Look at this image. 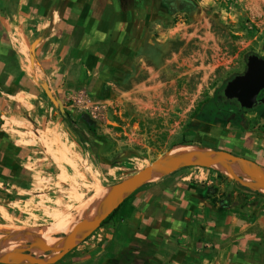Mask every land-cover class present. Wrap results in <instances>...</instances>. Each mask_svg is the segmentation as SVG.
<instances>
[{
    "label": "crops",
    "instance_id": "0c3cea01",
    "mask_svg": "<svg viewBox=\"0 0 264 264\" xmlns=\"http://www.w3.org/2000/svg\"><path fill=\"white\" fill-rule=\"evenodd\" d=\"M183 4L0 0V233L21 224L46 229L79 210L94 169L110 188L127 174L130 163L107 162L103 139L78 152L57 134L64 104L134 81L133 71L153 65L152 50L167 44ZM189 135L198 148L264 168V108L203 113ZM114 211L45 264H264V195L213 167H180L146 181Z\"/></svg>",
    "mask_w": 264,
    "mask_h": 264
},
{
    "label": "rangeland",
    "instance_id": "374dc122",
    "mask_svg": "<svg viewBox=\"0 0 264 264\" xmlns=\"http://www.w3.org/2000/svg\"><path fill=\"white\" fill-rule=\"evenodd\" d=\"M182 10L185 13L172 18L176 28L167 44L152 50L154 64H144L139 74L133 71L134 81L105 96L78 95L64 104V112L73 120H65V128H57L60 137L68 138L78 152L91 148V140L98 137L105 141L102 151L108 163L113 162V167H122L117 163L121 161L131 164L115 184L152 167L175 146H197L189 135L194 119L208 110L212 99L223 95L226 82L246 71L249 56L264 58V0H184ZM62 146L64 151L59 153L65 155L68 149L60 142ZM91 177L90 187H86L90 189L88 199L98 185H109L95 169ZM251 177L258 181L256 174ZM68 214L76 217L78 210ZM42 229L21 224L0 234ZM21 246V252L31 253V241H23ZM55 255L45 247L39 259L49 261ZM21 262L28 261L5 260Z\"/></svg>",
    "mask_w": 264,
    "mask_h": 264
},
{
    "label": "bare ground",
    "instance_id": "6f19581e",
    "mask_svg": "<svg viewBox=\"0 0 264 264\" xmlns=\"http://www.w3.org/2000/svg\"><path fill=\"white\" fill-rule=\"evenodd\" d=\"M170 157H173L178 161L192 163L200 161L206 157L218 158L219 155H212L207 150L198 148L194 145H178L172 149ZM212 167H217L219 172L231 178H240L246 186L264 193V183L261 180H258L255 183L254 178L251 177L250 168L243 162L232 161L214 165ZM258 170L262 176H264V168L260 167ZM159 176L160 174L150 175V181L158 178ZM112 194V188L98 185L94 196L82 204L76 217H71L70 215L66 216L52 227L42 230H36L28 233H17L16 235L0 234V258L5 256L7 253L19 252L21 250L23 251L21 248V242L23 241L32 242L30 251L37 258L43 257L45 247L54 249L56 254L66 250L70 245L69 235L73 232L77 225L81 222L95 223L105 217L113 205ZM128 194L129 190L123 189L117 196L116 203L122 201ZM89 231V229H86L77 232L75 234L73 246L81 244L89 234ZM57 235L64 237H53ZM45 259L49 258L47 257Z\"/></svg>",
    "mask_w": 264,
    "mask_h": 264
},
{
    "label": "water",
    "instance_id": "95a60500",
    "mask_svg": "<svg viewBox=\"0 0 264 264\" xmlns=\"http://www.w3.org/2000/svg\"><path fill=\"white\" fill-rule=\"evenodd\" d=\"M263 91H264V58H261L257 55H251L248 57L246 71L241 75L235 76L233 79L227 82L224 89V97L228 100H237V102L243 109L252 110L258 104L264 105V98L260 100L258 99L259 95ZM171 152L172 150L165 157L157 161L152 167H149L143 172L139 173L133 179L123 181L112 187L113 205L111 209L108 211V213L105 215V217L102 220L95 223L81 222V224L75 227L73 232L69 235V240H70L69 247L66 250L56 254L53 259L49 261L41 260L36 256H33L31 254L32 253L31 251H30L31 253L19 251V252L7 253L5 256L0 258V263H5L6 259L17 258L34 264H45L46 262H53L62 258L65 253H67L70 249L75 247L73 246V242H74L75 234L77 232L86 229H89L90 231L94 230L96 227L100 226L101 222L112 213L113 209H115L117 204L119 203V202L116 203L117 196L123 189H128L129 193H131L141 184L145 183L146 181H150L149 176L152 174H160L161 177L171 172L172 170L180 167H190V166L212 167L214 165L224 164L232 161H239V162H243L250 168L251 175H253V173L256 174L258 180H261L264 183V176H262V174L258 170L260 167L243 158L236 157L230 154L208 151L212 155H219V157L218 158L206 157L200 161L191 163V162L178 161L177 159L170 157ZM235 179L240 180L243 183V185H245L242 179L240 178H235ZM46 251L55 252L54 249L49 247H46ZM5 264H10V263H5Z\"/></svg>",
    "mask_w": 264,
    "mask_h": 264
},
{
    "label": "trees",
    "instance_id": "16d2710c",
    "mask_svg": "<svg viewBox=\"0 0 264 264\" xmlns=\"http://www.w3.org/2000/svg\"><path fill=\"white\" fill-rule=\"evenodd\" d=\"M235 77V76H234ZM233 77V78H234ZM232 78V79H233ZM226 84H227V82H226ZM226 84L224 85V87L221 89L222 90V92H223V95L222 96H219L218 95V97H216V98H214V99H212V101L209 103V105H208V110L207 111H205V112H203V113H213V114H215V115H221V116H224V115H226V114H228V112H234V110H233V108H230V107H228L229 106V104H230V100H228V99H226L225 97H224V89H225V86H226ZM219 98H222V103H220V104H222L223 106L221 107V112H218L217 113V111H219L218 109H217V101H216V99H219ZM236 102H237V100H235ZM256 108H258V109H260V108H264V105H261V106H258V107H255L254 109H252V110H256ZM220 109V108H219ZM65 120L66 121H70V120H73V117H72V115L70 114V113H68V112H65ZM183 144H185V143H183ZM116 213V211H114L112 214H110L108 217H106L102 222H101V224H100V226H104V225H106L108 222H110L112 219H113V217H114V214Z\"/></svg>",
    "mask_w": 264,
    "mask_h": 264
},
{
    "label": "flooded vegetation",
    "instance_id": "af4514ba",
    "mask_svg": "<svg viewBox=\"0 0 264 264\" xmlns=\"http://www.w3.org/2000/svg\"><path fill=\"white\" fill-rule=\"evenodd\" d=\"M181 9H183V5L181 6ZM262 98H264V91L263 92H261V94L259 95V97H258V99L260 100V99H262ZM216 101H217V109L219 110V111H217V113L218 112H221V107L223 106L222 104H220V103H222V98H219V99H216ZM231 102H230V104H229V106L228 107H230V108H233V110H234V113H239V112H242V111H244L245 109H243V108H241V106L239 105V103L238 102H236L235 100H230ZM262 105V104H261ZM260 104H258L256 107H258V106H261ZM220 108V109H219ZM228 113H232V112H228Z\"/></svg>",
    "mask_w": 264,
    "mask_h": 264
}]
</instances>
